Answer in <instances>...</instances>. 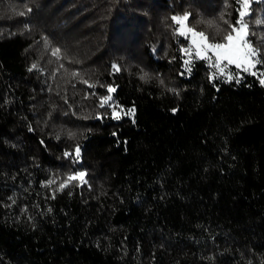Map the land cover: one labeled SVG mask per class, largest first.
<instances>
[{"label": "trees", "instance_id": "obj_1", "mask_svg": "<svg viewBox=\"0 0 264 264\" xmlns=\"http://www.w3.org/2000/svg\"><path fill=\"white\" fill-rule=\"evenodd\" d=\"M239 8L0 0V264H264V85L187 71L172 19L219 41ZM245 21L264 57V0Z\"/></svg>", "mask_w": 264, "mask_h": 264}, {"label": "snow or ice", "instance_id": "obj_2", "mask_svg": "<svg viewBox=\"0 0 264 264\" xmlns=\"http://www.w3.org/2000/svg\"><path fill=\"white\" fill-rule=\"evenodd\" d=\"M240 8L237 11L238 19L235 24L229 25L227 32L221 37L219 41L213 37L210 39L205 32L196 31L194 28L187 27L185 22L188 20V15L183 17L175 16L173 21L177 25V34L183 36L188 41V46L182 48L181 51L185 56L188 57L184 61V65L187 71H191L192 59L205 60L209 63L215 72L212 74L214 79L217 75L224 76L227 80H236L240 82L241 74H248L259 79L261 85H264V57H262L261 50L254 47L252 42L249 40V24L245 21V16L248 15L247 9L249 7L250 0H237ZM31 11V9H29ZM23 14V13H21ZM257 24H264V21H257ZM254 36L255 33H252ZM61 50L55 48L52 51V56L60 58ZM34 64L32 68H36ZM63 67V65H61ZM116 71H119L118 66L113 65ZM232 69L236 70L233 75ZM32 70V69H30ZM78 75V73H73ZM144 77H142L143 79ZM87 84V81H84ZM93 87V85H89ZM109 93L108 96L101 98V107L107 105L112 109L113 118L116 120L121 119V114L117 111V105L113 101L111 93L115 92L116 89L112 86L107 88ZM112 101V103H110ZM123 111V109H121ZM135 109H128L124 115L134 116ZM134 122V121H133ZM72 153H65V156H71ZM80 149H75V157L79 158ZM86 173L77 172L74 174L67 175L62 182L59 183L58 189L62 191L71 182L78 181L81 185L87 183L85 180ZM56 183L55 180H49L47 184L50 186ZM53 198H55V191L53 192Z\"/></svg>", "mask_w": 264, "mask_h": 264}, {"label": "rangeland", "instance_id": "obj_3", "mask_svg": "<svg viewBox=\"0 0 264 264\" xmlns=\"http://www.w3.org/2000/svg\"><path fill=\"white\" fill-rule=\"evenodd\" d=\"M249 6H250V3H249ZM248 9H249V7H248ZM248 9H247V12H248ZM185 24H186V26H187V23L185 22ZM188 27V26H187Z\"/></svg>", "mask_w": 264, "mask_h": 264}]
</instances>
